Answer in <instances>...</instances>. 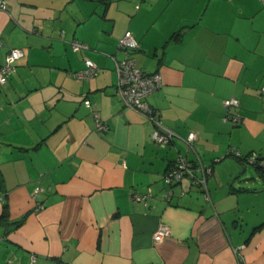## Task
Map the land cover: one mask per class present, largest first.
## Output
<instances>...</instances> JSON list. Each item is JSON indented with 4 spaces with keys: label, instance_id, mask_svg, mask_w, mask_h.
I'll list each match as a JSON object with an SVG mask.
<instances>
[{
    "label": "crops",
    "instance_id": "0c3cea01",
    "mask_svg": "<svg viewBox=\"0 0 264 264\" xmlns=\"http://www.w3.org/2000/svg\"><path fill=\"white\" fill-rule=\"evenodd\" d=\"M3 3L0 64L10 48L23 55L0 85V264H264V171L230 153L264 156V2ZM126 30L136 65L161 74L146 99L175 133L166 145L115 92ZM83 57L99 71L78 80ZM228 97L240 124L224 118ZM93 110L107 130L96 131ZM178 155L211 165L206 190L163 181ZM161 223L171 234L155 242Z\"/></svg>",
    "mask_w": 264,
    "mask_h": 264
},
{
    "label": "built area",
    "instance_id": "2783aa9c",
    "mask_svg": "<svg viewBox=\"0 0 264 264\" xmlns=\"http://www.w3.org/2000/svg\"><path fill=\"white\" fill-rule=\"evenodd\" d=\"M262 2H264V0H262ZM5 7L3 0H0V8L4 9ZM71 44L74 51L86 49L88 47L86 44L79 41H73ZM138 48V40L133 36L130 30H126L118 41V50H123L125 54L122 58H114V69L117 76L115 92L124 106L139 111L145 115V117L153 121L155 125V129L151 133L153 142L159 145H166L173 140L175 133L161 123L158 109L152 106L146 99L151 91L161 86V74L157 71L146 73L136 65L135 58L131 53ZM22 55V50L17 47L10 48L7 51L0 64V85L7 83L10 74L15 70L16 61ZM83 62L84 66L81 69L72 71L71 75L78 80H87L96 76L99 71L97 64L87 57H83ZM262 90H264V87H262ZM83 103L87 107L91 106L89 99H85ZM223 107L225 109V119H228L233 124L241 123L242 115L238 110L239 100L236 97L223 99ZM93 114L95 117L96 131L103 132L107 130L108 125L101 121L98 111L93 110ZM196 137V132L190 131L187 133L184 141L191 145ZM230 153H233L235 157H241L239 152L232 149ZM219 159L220 158H215L214 160L217 161ZM245 162L264 169V156L260 154H249L246 156ZM211 170V165L203 163L200 159L190 160L183 155H178L164 172L163 181L168 185H172L178 183L184 177H187L192 183L206 190V178L211 174ZM38 189L39 187L37 190ZM131 197L137 200L142 196L133 192ZM170 234L171 231L169 226L161 223L155 229L153 239L155 242H159L169 237Z\"/></svg>",
    "mask_w": 264,
    "mask_h": 264
},
{
    "label": "trees",
    "instance_id": "16d2710c",
    "mask_svg": "<svg viewBox=\"0 0 264 264\" xmlns=\"http://www.w3.org/2000/svg\"><path fill=\"white\" fill-rule=\"evenodd\" d=\"M233 154V153H231ZM251 154V153H249ZM249 154L247 155H241V157H237V159L241 162H245V159H246V156H248ZM258 168H260L259 166H257ZM262 171H264V169L260 168ZM0 193L2 195V198H3V207H2V212H1V215H0V223L1 222H5L8 218V202H7V197H6V193H5V189H4V180H3V176H2V173L0 171ZM23 219L19 220V222H21Z\"/></svg>",
    "mask_w": 264,
    "mask_h": 264
},
{
    "label": "rangeland",
    "instance_id": "374dc122",
    "mask_svg": "<svg viewBox=\"0 0 264 264\" xmlns=\"http://www.w3.org/2000/svg\"><path fill=\"white\" fill-rule=\"evenodd\" d=\"M248 167H249V169H252V171H256V168L253 167L252 165H249ZM239 172H240V173L242 172V167L239 169ZM242 174H243V173H242ZM242 174H241V175H242Z\"/></svg>",
    "mask_w": 264,
    "mask_h": 264
}]
</instances>
